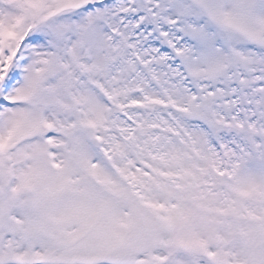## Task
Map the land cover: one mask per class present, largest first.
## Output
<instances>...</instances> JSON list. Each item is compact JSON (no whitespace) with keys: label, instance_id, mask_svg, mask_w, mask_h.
<instances>
[{"label":"snow or ice","instance_id":"obj_1","mask_svg":"<svg viewBox=\"0 0 264 264\" xmlns=\"http://www.w3.org/2000/svg\"><path fill=\"white\" fill-rule=\"evenodd\" d=\"M0 264H264V0H0Z\"/></svg>","mask_w":264,"mask_h":264}]
</instances>
